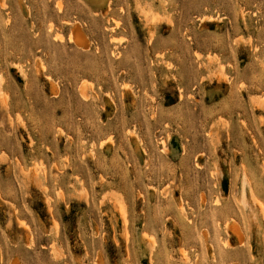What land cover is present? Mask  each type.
Listing matches in <instances>:
<instances>
[{"label": "rangeland", "instance_id": "374dc122", "mask_svg": "<svg viewBox=\"0 0 264 264\" xmlns=\"http://www.w3.org/2000/svg\"><path fill=\"white\" fill-rule=\"evenodd\" d=\"M0 264H264V0H0Z\"/></svg>", "mask_w": 264, "mask_h": 264}, {"label": "bare ground", "instance_id": "6f19581e", "mask_svg": "<svg viewBox=\"0 0 264 264\" xmlns=\"http://www.w3.org/2000/svg\"><path fill=\"white\" fill-rule=\"evenodd\" d=\"M163 143V142H162ZM122 211V210H121Z\"/></svg>", "mask_w": 264, "mask_h": 264}]
</instances>
